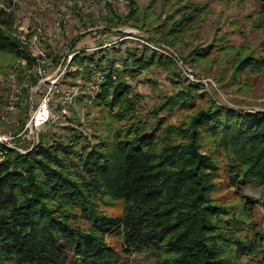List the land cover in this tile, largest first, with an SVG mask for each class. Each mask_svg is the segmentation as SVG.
<instances>
[{
  "label": "trees",
  "instance_id": "1",
  "mask_svg": "<svg viewBox=\"0 0 264 264\" xmlns=\"http://www.w3.org/2000/svg\"><path fill=\"white\" fill-rule=\"evenodd\" d=\"M130 1L128 12L99 15L101 31L121 37L130 24L172 48L168 32L182 31L195 13L182 11L152 38L130 22ZM256 1L262 17L264 0ZM14 21L15 1L0 0V59L17 62L26 111L38 76ZM99 48L73 51L75 70L63 74L96 87L91 103L102 121L92 120L91 132L80 124L63 126L64 135L37 132L21 151L0 142V264H131L134 253L147 254L149 264H264V200L242 193L247 185L264 190V109L221 103L146 44ZM205 51L178 58L188 65ZM263 64L246 54L234 71ZM150 66L167 69L177 88L141 114L142 94L129 79ZM174 110L192 112L174 124ZM258 205L261 226L251 216Z\"/></svg>",
  "mask_w": 264,
  "mask_h": 264
},
{
  "label": "rangeland",
  "instance_id": "2",
  "mask_svg": "<svg viewBox=\"0 0 264 264\" xmlns=\"http://www.w3.org/2000/svg\"><path fill=\"white\" fill-rule=\"evenodd\" d=\"M15 21L13 35L24 46L23 42L37 36V43L45 50L46 60L44 70L46 76L58 69L61 71L57 79V88L66 86L78 87V94L67 114L56 121L42 124L38 133L48 135L66 134L63 126L78 127L84 133L91 132L92 120H101V113L93 103H84L82 96L91 90L88 80L79 77H63L68 71L75 70V65L69 62L73 51L95 52L101 47L121 49L134 46L137 43L162 52L176 60V69H180L186 78L194 83H200L202 89L211 97H216L221 103L244 108L248 111L264 109V64L260 70L246 68L234 71L238 61L246 54L264 59V16L261 17L256 0H131L136 14L131 23L142 24L149 30L152 38L159 31H165L168 25L176 20L182 11L194 9L193 18L184 25L182 31L171 34L173 47L168 48L155 41L148 40L147 35L130 24H125L119 30L123 36L101 31L102 22L99 15L112 10L114 13L128 12L126 0H14ZM59 22L57 31H53L54 22ZM49 34L51 36L49 37ZM77 38L70 43L73 37ZM170 37V36H169ZM149 41V42H148ZM105 46V47H104ZM26 47V46H25ZM204 48V55H192L188 65H184L178 57H189L192 50ZM121 54V53H119ZM58 61L57 63L52 59ZM17 62L4 63L0 59V136H11L10 144L21 150L31 144L29 131L20 128L29 114V107L37 103L38 85L30 86L28 95L32 99L25 111V94L22 92V81L16 76ZM175 69V70H176ZM31 73L34 74L32 69ZM177 71V70H176ZM170 73L162 66H150L138 72L129 82L132 88L142 94L140 113L149 112L151 106L157 103L162 94L176 90L175 83L169 81ZM45 77V76H44ZM25 79V78H24ZM48 80L45 84H48ZM26 84V83H25ZM22 92V93H21ZM86 93V94H85ZM10 94L16 97L14 108L9 109L7 100ZM59 102L58 93L52 98L54 111ZM202 104V101H197ZM192 111L174 110L169 114V122L178 124L188 119ZM26 116V117H25ZM25 117V118H24ZM21 132V136L14 135ZM37 137V135H36ZM34 138V142L36 140ZM242 193L254 200H264V190L247 185ZM121 207L116 202L114 210ZM252 219L262 225L263 207L258 205L252 210ZM151 257L145 253H134L131 264H149Z\"/></svg>",
  "mask_w": 264,
  "mask_h": 264
},
{
  "label": "built area",
  "instance_id": "3",
  "mask_svg": "<svg viewBox=\"0 0 264 264\" xmlns=\"http://www.w3.org/2000/svg\"><path fill=\"white\" fill-rule=\"evenodd\" d=\"M123 0H118L121 3ZM59 28V22H54L53 31H57ZM51 34H49V37ZM23 41V40H20ZM37 36L32 35L27 41L23 42L26 44V48L31 52L33 57V66L32 71L38 76V100L37 103L29 107V114L24 124V129L29 131L30 136H27V139H31V143L34 141V138L37 135L38 128L44 123H51L55 121L59 116H64L68 113L70 105L73 103L75 97L77 96L79 90L75 85L66 86L62 90L57 88V79L61 74V71L56 69L49 73L48 76L45 74L44 63L46 60L45 50L37 43ZM71 57V56H70ZM70 59V58H69ZM68 59V60H69ZM55 74V75H54ZM53 77L49 78L50 76ZM45 76V77H44ZM45 78H48V84H45L43 81ZM99 80L101 77L98 78ZM91 83V82H90ZM96 92V87L93 86L92 90L89 92L84 103L90 104L94 94ZM58 93L59 102L57 105V110L54 111L52 98L55 94ZM16 97L13 94H10L7 100V106L9 109L14 108ZM21 136V132L14 135V137ZM11 136H0V142L5 143L6 145L12 146L10 144ZM17 148V147H16ZM21 151V149L17 148Z\"/></svg>",
  "mask_w": 264,
  "mask_h": 264
},
{
  "label": "water",
  "instance_id": "4",
  "mask_svg": "<svg viewBox=\"0 0 264 264\" xmlns=\"http://www.w3.org/2000/svg\"><path fill=\"white\" fill-rule=\"evenodd\" d=\"M58 69H59V68H58ZM54 75H55V74H54ZM54 75L50 76L49 78L53 77ZM47 79H48V78H45L43 81L45 82V81H47ZM36 85H38V83H37ZM36 85H35V86H36ZM32 95H33V93H31V95H30V97H29L28 105H30V102H31V99H32Z\"/></svg>",
  "mask_w": 264,
  "mask_h": 264
}]
</instances>
